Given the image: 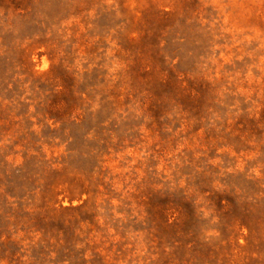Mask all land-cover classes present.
Here are the masks:
<instances>
[{"label": "rangeland", "instance_id": "374dc122", "mask_svg": "<svg viewBox=\"0 0 264 264\" xmlns=\"http://www.w3.org/2000/svg\"><path fill=\"white\" fill-rule=\"evenodd\" d=\"M0 264H264V0H0Z\"/></svg>", "mask_w": 264, "mask_h": 264}]
</instances>
